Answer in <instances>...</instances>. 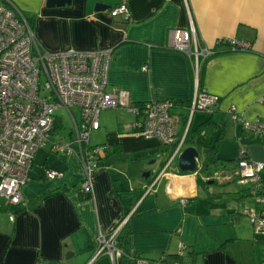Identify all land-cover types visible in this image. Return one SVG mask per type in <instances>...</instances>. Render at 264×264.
I'll use <instances>...</instances> for the list:
<instances>
[{
	"label": "crops",
	"instance_id": "1",
	"mask_svg": "<svg viewBox=\"0 0 264 264\" xmlns=\"http://www.w3.org/2000/svg\"><path fill=\"white\" fill-rule=\"evenodd\" d=\"M10 1L35 17L34 36L43 51L110 50L105 90L124 92L132 105L160 100L188 105L195 90L218 102L190 120L179 112L180 131L195 135L183 145L199 154L193 173L178 170L172 147L131 132L138 118L131 111L100 112L99 129L90 133L97 141L89 146L105 152L98 157L89 199L78 193L84 180L80 149L57 154L51 148L61 144L53 141L61 128L57 118L51 143L34 156L21 189L23 203L0 198V264H153L178 257L181 248L185 264H264V233L255 232L247 216L254 196L233 174L242 148L248 160L264 163V143L243 128V122L264 123V0H124L126 20L110 14L121 0H70L52 8L47 0ZM191 25L200 43L217 51L198 73L193 60L170 49V32ZM231 40L249 49L216 46ZM63 139L64 145L74 140L73 124ZM215 144L224 163L213 164L203 177L202 151ZM46 170L60 176L47 179ZM214 173L219 179L205 182ZM259 179L264 185V170ZM115 229L127 237L128 255L95 258L99 235Z\"/></svg>",
	"mask_w": 264,
	"mask_h": 264
},
{
	"label": "built area",
	"instance_id": "2",
	"mask_svg": "<svg viewBox=\"0 0 264 264\" xmlns=\"http://www.w3.org/2000/svg\"><path fill=\"white\" fill-rule=\"evenodd\" d=\"M110 14L112 17L123 16L126 20L128 9L125 1L118 2ZM224 42L230 45L232 51L249 49L248 44L235 40L219 41L216 46ZM170 49L193 60L197 73L201 64L215 54V49L200 43L192 25L186 30L170 32ZM110 59V50H41L34 30L19 9L7 0L0 1V198L6 200L7 204L23 203L21 189L28 182L34 156L51 143L57 110L66 111L71 118L74 140L67 145L51 143V148L57 154H67L75 146L80 149L84 180L79 190L91 194L94 175L98 171V157L105 152L102 146H89L90 133L99 129L100 112L120 107L131 111L138 118L129 125V130L145 138H156L163 147H172L171 158L175 159L183 151L187 133L186 130L180 131L179 112H185L190 120L195 113L210 112L217 105L218 98L197 90L186 106H177L172 100L132 105L124 92L108 93L105 90ZM73 108L80 111L79 122H75L70 113ZM233 120H238L234 113ZM243 128L251 135L264 139V123L243 122ZM262 170L264 163L248 160L242 148L233 174L237 184L250 186L254 193L262 190V194L259 192L256 197L259 208L247 213L257 233H264V185L259 179ZM59 176L55 172L45 171L47 179L53 180ZM218 177L214 173L208 179ZM158 179L147 189L152 190ZM118 229L109 235H99L95 258L103 255L113 258L115 253L122 254L116 246ZM183 258L181 248L177 261L161 259L153 264H185Z\"/></svg>",
	"mask_w": 264,
	"mask_h": 264
},
{
	"label": "trees",
	"instance_id": "3",
	"mask_svg": "<svg viewBox=\"0 0 264 264\" xmlns=\"http://www.w3.org/2000/svg\"><path fill=\"white\" fill-rule=\"evenodd\" d=\"M2 2L6 1V0H0ZM9 2H11L10 0H7ZM12 3V2H11ZM17 7V6H16ZM19 9V8H18ZM19 11L21 12V14L23 15V17L27 20V22L29 23L30 27L34 30V24H35V17L32 16V15H29L27 14L26 12H23L21 9H19ZM220 46H224L226 51H232L229 47L230 45L227 43V42H224V43H220L219 44ZM215 54L213 55H216L217 54V51L215 50L214 51ZM202 65V64H201ZM201 70V66L199 67V72ZM175 104H177V106H186L187 103L186 102H176L174 101ZM57 123V122H56ZM55 123V124H56ZM194 134L191 133L189 130L187 131L186 133V137H185V143L186 144H191V142L194 140ZM251 138L254 139L255 142H262L264 143V139H261L260 137L258 136H255V135H251ZM217 151H218V146L215 144L207 149H204L202 151V154H203V161L200 165V168H199V173L201 172V174L203 175V177H208V169L213 165V164H216L217 162H219V158L217 156ZM239 160V157L237 160H235L236 162V165H237V162ZM221 163H224V161H220ZM236 168V166H235ZM206 182V181H205ZM203 183L204 181H202L201 179H199V186H203ZM250 191L252 193V195L254 196V208L258 209L259 208V204L258 202L256 201V197H257V194L260 192V194H262V190H258L259 192L257 193H254L252 190H251V187H250ZM78 193L80 195V197L82 199H89L90 198V194H84L82 193L79 189H78ZM50 195H46L44 196L43 198H41V201L42 200H45L49 197ZM251 225V224H250ZM252 226V225H251ZM253 228V226H252ZM116 246L117 248H119L121 251H122V254L124 256H127L128 253H129V243H128V239L127 237H120V235L117 237V241H116ZM178 257H175L174 259L172 260H168V262H173V261H177Z\"/></svg>",
	"mask_w": 264,
	"mask_h": 264
},
{
	"label": "water",
	"instance_id": "4",
	"mask_svg": "<svg viewBox=\"0 0 264 264\" xmlns=\"http://www.w3.org/2000/svg\"><path fill=\"white\" fill-rule=\"evenodd\" d=\"M69 3L70 0H47L46 5L47 7L52 8L55 6L59 7V6L68 5ZM96 10H101V7L97 5ZM198 158H199V154L194 148L190 147L183 149V151L180 153V155L177 158L178 170L181 173L195 172L197 170ZM143 177L147 179L149 177V173H145Z\"/></svg>",
	"mask_w": 264,
	"mask_h": 264
},
{
	"label": "rangeland",
	"instance_id": "5",
	"mask_svg": "<svg viewBox=\"0 0 264 264\" xmlns=\"http://www.w3.org/2000/svg\"><path fill=\"white\" fill-rule=\"evenodd\" d=\"M71 111L78 121L80 118L79 110L77 108H73V109H71ZM111 112H113V111H111ZM55 115L57 118L61 119V128L58 129L56 136L53 137V141L56 143H61L64 145L65 143H67V141H66V139H63V137L67 138V136L69 135L71 128H72V121H71V118L69 117V115L67 114V112L64 110H57L55 112ZM89 141L91 144H94L97 140L94 137V135L91 134ZM209 180H212V179L207 178V180H205V181H209Z\"/></svg>",
	"mask_w": 264,
	"mask_h": 264
}]
</instances>
